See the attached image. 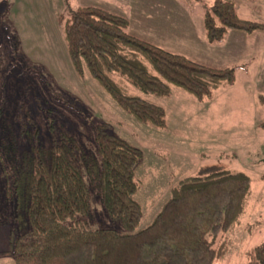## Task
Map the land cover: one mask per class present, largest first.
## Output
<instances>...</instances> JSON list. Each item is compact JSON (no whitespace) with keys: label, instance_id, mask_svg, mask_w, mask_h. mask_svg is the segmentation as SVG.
I'll use <instances>...</instances> for the list:
<instances>
[{"label":"rangeland","instance_id":"1","mask_svg":"<svg viewBox=\"0 0 264 264\" xmlns=\"http://www.w3.org/2000/svg\"><path fill=\"white\" fill-rule=\"evenodd\" d=\"M86 1L0 2L7 8L0 22V222L12 207L5 194L7 168L14 171L20 164L17 157L26 152L35 128L46 143L47 125L53 122L77 139L80 156L87 159L97 158L96 128L106 124L110 133L144 154L136 172L140 190L135 199L143 210L137 231L153 223L181 180L216 170L248 175L251 195L238 224L217 241L227 253L216 263L246 264L248 254L264 243V33L244 47L231 38H225V45H211L200 14L216 0H183L182 5L178 0L182 10L171 15L154 12L151 0H138L134 10L127 6L124 14H115L128 21L127 33L135 38L201 66L236 69L235 85L221 87L204 101L177 87L169 98L145 95L116 79L129 94L165 109L167 126L157 129L128 115L88 72L84 77L76 73L62 19L67 20L69 7L85 8ZM236 9L246 21L264 23V0H240ZM231 58L248 60L231 65ZM81 166L91 191V213L78 217L79 227L121 232L122 225L105 213L100 191L82 161ZM0 264L15 262L0 257Z\"/></svg>","mask_w":264,"mask_h":264},{"label":"trees","instance_id":"2","mask_svg":"<svg viewBox=\"0 0 264 264\" xmlns=\"http://www.w3.org/2000/svg\"><path fill=\"white\" fill-rule=\"evenodd\" d=\"M65 20L64 39L78 76L88 72L144 125L165 129V109L129 94L122 82L163 98L177 87L199 101L236 83L235 68L201 66L135 38L127 33L126 19L104 10L69 7ZM204 27L210 44L222 42L230 31H264V24L241 20L230 0H216L206 9ZM47 127L50 140L45 143L35 128L26 152L17 157L20 164L14 171L7 168L5 194L12 207L3 213L6 221L0 226L10 228V248L1 258L12 257L15 264H216L225 257L226 246L218 247L217 241L244 214L251 195L248 175L216 170L181 180L153 223L137 231L143 210L135 199L140 190L136 172L143 152L110 133L105 124L96 128L97 158H82L74 136L53 122ZM81 161L100 191L105 213L122 225L121 232L84 230L76 222L91 213ZM246 264H264V243L248 254Z\"/></svg>","mask_w":264,"mask_h":264},{"label":"crops","instance_id":"3","mask_svg":"<svg viewBox=\"0 0 264 264\" xmlns=\"http://www.w3.org/2000/svg\"><path fill=\"white\" fill-rule=\"evenodd\" d=\"M2 1L3 0H0V2H2ZM93 1L87 0L86 2H88V5H86L85 8L98 7L101 10L107 11V12L115 15V14H124V12H126L127 6L130 7V9L134 10L135 9L134 5L137 3L138 0H131L130 3H129V0H97V1L93 0ZM200 1L201 0H196L197 3H199ZM230 1L234 2L236 7H237V2L238 1L240 2V0H230ZM182 3H183V0H180L181 5H182ZM185 3L188 4V0H185ZM180 4H179L178 0H158V1L154 0V2L151 0V4H150L151 8L150 9H152L153 11L156 10L157 13L160 15L161 14L171 15L172 13H180L181 12L182 8H181ZM82 7H84V6H82ZM78 8H80V7H78ZM206 9H207V7L205 8L204 14H200V17L202 18V21H203V27H204V19H205ZM6 11H7V8H4L3 4L0 3V22L3 19V17H1V15L3 13H5ZM241 12H242V14H244L243 10ZM238 16L241 20L245 19V18L242 19L239 10H238ZM119 17H121V16L119 15ZM244 21H246V19ZM248 22H252V21H248ZM255 23H259V22H255ZM261 24H264V23H261ZM262 33H264V31L263 32H257L254 34H247V33H242V32H238V31H230L227 34L226 39L231 38V42L235 40L237 43H243V47H244L246 45V41H249L252 38H256ZM248 37H250V38H248ZM226 39H224L222 42H220L219 45H225ZM211 45H214V44H211ZM216 47L219 48L220 46H216ZM233 48L235 49L234 46H233ZM173 54H175V53H173ZM181 56H183V55H181ZM234 56H235V53L230 54V57H234ZM234 59L231 58V60H232L230 62L231 65L233 63L237 64V63L245 62L248 60V58H241L237 61H235ZM250 65H251V63H250ZM226 68H229V67H226ZM9 248H10V228L7 225H4V226L1 225L0 226V253L8 252Z\"/></svg>","mask_w":264,"mask_h":264}]
</instances>
